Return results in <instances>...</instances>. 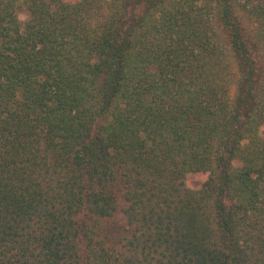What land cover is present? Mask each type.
Segmentation results:
<instances>
[{"label":"trees","instance_id":"obj_1","mask_svg":"<svg viewBox=\"0 0 264 264\" xmlns=\"http://www.w3.org/2000/svg\"><path fill=\"white\" fill-rule=\"evenodd\" d=\"M0 264H264V0H0Z\"/></svg>","mask_w":264,"mask_h":264},{"label":"rangeland","instance_id":"obj_2","mask_svg":"<svg viewBox=\"0 0 264 264\" xmlns=\"http://www.w3.org/2000/svg\"><path fill=\"white\" fill-rule=\"evenodd\" d=\"M27 14L23 9H20L18 11V20L19 22L23 25L26 21H27ZM201 178H203L202 176H195L193 178H190L187 180L186 185L189 187H195L201 180Z\"/></svg>","mask_w":264,"mask_h":264}]
</instances>
